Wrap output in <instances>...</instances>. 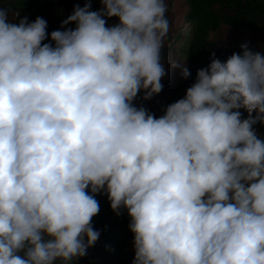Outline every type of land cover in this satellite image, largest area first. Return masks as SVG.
<instances>
[{
	"label": "clouds",
	"instance_id": "clouds-1",
	"mask_svg": "<svg viewBox=\"0 0 264 264\" xmlns=\"http://www.w3.org/2000/svg\"><path fill=\"white\" fill-rule=\"evenodd\" d=\"M100 3L50 32L0 6V264H74L96 193L127 210L131 264H264V54L210 53L157 116L132 101L163 87L168 4Z\"/></svg>",
	"mask_w": 264,
	"mask_h": 264
},
{
	"label": "trees",
	"instance_id": "trees-1",
	"mask_svg": "<svg viewBox=\"0 0 264 264\" xmlns=\"http://www.w3.org/2000/svg\"><path fill=\"white\" fill-rule=\"evenodd\" d=\"M85 2L86 0H0V6L10 9V19L13 18L14 11H18L19 16L27 15L29 20L35 19L37 15L42 16L47 21L46 30L50 32L62 28L60 21L71 13L74 4L82 6ZM90 3L92 10L102 6L100 0H90ZM186 4V20L190 26L183 41L180 40L183 34L178 35L179 43L186 42L183 48L178 49L180 59L189 68L190 75L184 77L178 72L159 93L145 99L143 90H140L132 101L137 106L143 105L157 116L162 114L168 103L184 95L186 88L195 79L196 70L207 66L213 58L210 53L214 52L221 60L231 54L211 38L213 32H221L223 27H229L260 33L262 42L257 51L264 54V0H186ZM107 18L105 17L106 24H110ZM12 22H18V18ZM66 26L74 27L75 22L70 21ZM49 39L46 36V41ZM163 49L167 51L168 48L164 46ZM166 53L161 55L162 62ZM240 111L247 115L244 109ZM254 127L258 135L264 136V125L257 122ZM94 195L99 202V211L93 215L91 222L93 228L99 230V236L87 248L86 255L76 259L74 264H131L133 255L127 251V246L133 233L127 226L130 219L127 210L122 209L121 214L117 215L111 209L106 193Z\"/></svg>",
	"mask_w": 264,
	"mask_h": 264
},
{
	"label": "rangeland",
	"instance_id": "rangeland-1",
	"mask_svg": "<svg viewBox=\"0 0 264 264\" xmlns=\"http://www.w3.org/2000/svg\"><path fill=\"white\" fill-rule=\"evenodd\" d=\"M165 2L168 4L165 14L169 19V33L168 38L163 44V47L167 46L168 49L167 51H164L163 47L161 49V52H167L166 57L163 59L165 68V75L161 77V83L163 86H166L171 78L180 72L178 66H173V61H176L177 64L183 63L182 59H180L178 48H183L186 42L179 43L178 35L180 33L183 34L180 39L183 41V37L186 35L187 29L190 26V23L186 20V13L188 11L186 0H165ZM107 22H110V24L116 23L118 22V17H108ZM211 38L217 41L229 53H232L233 51L241 52L242 49L240 48V45L244 42H247L249 48L257 51L260 49L262 42L260 33L229 27H223L221 32H213ZM164 53H161V55ZM127 251L134 256L133 240H131L127 246Z\"/></svg>",
	"mask_w": 264,
	"mask_h": 264
}]
</instances>
